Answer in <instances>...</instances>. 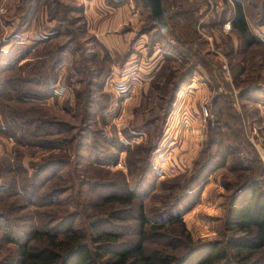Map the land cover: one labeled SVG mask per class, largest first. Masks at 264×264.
<instances>
[{"label":"rangeland","instance_id":"obj_1","mask_svg":"<svg viewBox=\"0 0 264 264\" xmlns=\"http://www.w3.org/2000/svg\"><path fill=\"white\" fill-rule=\"evenodd\" d=\"M165 1L167 32L143 0H0V225H18L8 231L20 239L33 227L60 231L73 216L88 236L100 219L136 241L142 203L162 232L180 235L170 222L179 215L191 239L169 243L147 226L145 250L186 254L222 240L229 196L264 180V0H240L244 37L231 26V0ZM46 49L51 68L27 82L34 72L23 63ZM38 115L50 125L19 128ZM61 150L69 164H44ZM197 166L204 171L189 183ZM130 189L112 219L104 196ZM13 248L0 240V255Z\"/></svg>","mask_w":264,"mask_h":264},{"label":"trees","instance_id":"obj_2","mask_svg":"<svg viewBox=\"0 0 264 264\" xmlns=\"http://www.w3.org/2000/svg\"><path fill=\"white\" fill-rule=\"evenodd\" d=\"M162 1L166 9H168L166 1ZM228 3L233 8L231 16L232 28L242 37L248 35V25L241 1L231 0ZM29 10L27 8L25 11H22L23 19L27 18L31 11ZM46 50V54L27 58L30 61L23 63L28 72H34L29 77H22L26 78L27 82H32L34 79L38 82L37 75L35 74L42 66L51 68L52 60L50 57L47 58V54L50 51L49 49ZM17 69L21 71V65H18ZM9 78L15 79L13 76H9ZM42 118V115H38L33 116L30 120H20L18 123L19 128L27 134H33V130L34 132L40 131L42 130L43 123L47 122V126L50 125L47 120H43ZM9 124L13 128L17 127V122L15 121H11ZM29 125L34 128L29 129ZM49 140L52 141V139ZM56 142L59 143V141ZM60 147L63 148L62 145H59L57 148ZM61 152L56 153L54 156L52 155V158L45 161L44 164L49 163L51 166H55V168L69 164L70 159L67 158V154L64 153L65 151L61 150ZM139 152L141 156L143 151L139 150ZM142 158L139 157L138 159ZM204 165L206 164L204 163ZM204 168V166L194 167L193 174L189 178V183L197 180L202 171H204ZM213 169L214 167L212 169L211 167L206 168L204 174H208ZM263 181V179L254 178L246 180L243 185L229 196L226 212L221 223L222 240L199 243L196 246H192V248L190 247L191 249L186 253L187 255L184 252H168L161 249L145 250L143 237L146 236L147 226L151 227L154 235H164L169 243L182 238L184 244L189 245L191 244V239L179 215L171 218L170 222L180 224V235H176L170 231L162 232L156 228L158 226L148 222L141 203L138 207L139 213L136 216L140 238L136 241L121 238V233L115 229L99 228L98 226L105 222H100V219L92 222L91 227L94 230V235L88 236L85 229L73 227L75 221L73 216L67 221L69 226L60 231L54 230L51 234L45 235L43 229L33 227L29 237L20 239V232L16 233L13 228L12 232L8 231L10 229L8 226H14L15 228L18 225H15L9 219L3 218L5 221L0 225V240L5 244L14 245V248L5 255H0V264H264ZM82 183L84 184V182ZM78 184L80 186L81 183L79 182ZM188 184L184 188L189 186ZM83 186L79 187V192H82V194L83 190L81 188ZM176 186L180 187V184L177 182ZM167 187L166 189L173 188L172 186ZM134 195L135 193L130 189L126 195L110 192L104 196L103 199L113 208L110 211L112 219L122 218L119 215L122 210L117 207V204H130ZM69 217V214L57 216L58 221L59 218L68 219ZM90 237L92 241H90ZM41 238L45 241L39 243L30 242L31 239L40 241ZM194 250H196V255Z\"/></svg>","mask_w":264,"mask_h":264},{"label":"water","instance_id":"obj_3","mask_svg":"<svg viewBox=\"0 0 264 264\" xmlns=\"http://www.w3.org/2000/svg\"><path fill=\"white\" fill-rule=\"evenodd\" d=\"M150 8L154 22L159 25L163 32L168 31V24L165 18L166 9L162 0H143Z\"/></svg>","mask_w":264,"mask_h":264},{"label":"crops","instance_id":"obj_4","mask_svg":"<svg viewBox=\"0 0 264 264\" xmlns=\"http://www.w3.org/2000/svg\"><path fill=\"white\" fill-rule=\"evenodd\" d=\"M114 36H111V35H109V36H107V37H105V38H107V41L109 42V43H111V42H116V40H117V38L116 37H114Z\"/></svg>","mask_w":264,"mask_h":264},{"label":"built area","instance_id":"obj_5","mask_svg":"<svg viewBox=\"0 0 264 264\" xmlns=\"http://www.w3.org/2000/svg\"><path fill=\"white\" fill-rule=\"evenodd\" d=\"M207 3H208V5L212 6V5H213V0H207ZM225 26H226L227 28H229V26H230V21L226 22V23H225Z\"/></svg>","mask_w":264,"mask_h":264}]
</instances>
